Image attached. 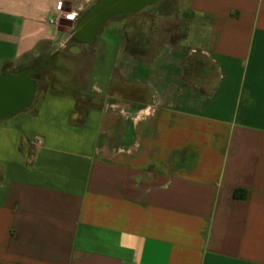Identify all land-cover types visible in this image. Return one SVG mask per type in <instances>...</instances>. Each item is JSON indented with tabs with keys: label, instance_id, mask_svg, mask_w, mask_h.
<instances>
[{
	"label": "crops",
	"instance_id": "0c3cea01",
	"mask_svg": "<svg viewBox=\"0 0 264 264\" xmlns=\"http://www.w3.org/2000/svg\"><path fill=\"white\" fill-rule=\"evenodd\" d=\"M98 1L0 0V78L45 55L76 91L23 71L0 118V264H264V0H155L74 38Z\"/></svg>",
	"mask_w": 264,
	"mask_h": 264
},
{
	"label": "water",
	"instance_id": "95a60500",
	"mask_svg": "<svg viewBox=\"0 0 264 264\" xmlns=\"http://www.w3.org/2000/svg\"><path fill=\"white\" fill-rule=\"evenodd\" d=\"M155 0H99L80 19L74 34L83 42H89L101 23L108 17L131 13ZM33 81L26 72L5 75L0 78V118L10 111L23 107L31 98Z\"/></svg>",
	"mask_w": 264,
	"mask_h": 264
},
{
	"label": "trees",
	"instance_id": "16d2710c",
	"mask_svg": "<svg viewBox=\"0 0 264 264\" xmlns=\"http://www.w3.org/2000/svg\"><path fill=\"white\" fill-rule=\"evenodd\" d=\"M157 4H159L157 2ZM118 17H125V15H121ZM50 63V60L45 56V55H41L39 57L36 58H32L30 59L26 64H21L18 65L12 72L10 75H15L18 74L20 72L26 71L27 74L31 77V79L33 81L39 79V77L41 75H43L44 73H46L49 69L48 64ZM6 74H3V76H5ZM8 75V74H7ZM52 89H54L55 91H58L60 93H70V94H75L76 91L72 88L63 86L61 84H55L54 82L52 83ZM77 107H79V109H81V106L78 105ZM235 197H239V193H234Z\"/></svg>",
	"mask_w": 264,
	"mask_h": 264
},
{
	"label": "rangeland",
	"instance_id": "374dc122",
	"mask_svg": "<svg viewBox=\"0 0 264 264\" xmlns=\"http://www.w3.org/2000/svg\"><path fill=\"white\" fill-rule=\"evenodd\" d=\"M42 80H43L42 77L38 79V87L39 88H50V87H52V82L53 81L50 82V80H49L48 83H42Z\"/></svg>",
	"mask_w": 264,
	"mask_h": 264
},
{
	"label": "built area",
	"instance_id": "2783aa9c",
	"mask_svg": "<svg viewBox=\"0 0 264 264\" xmlns=\"http://www.w3.org/2000/svg\"><path fill=\"white\" fill-rule=\"evenodd\" d=\"M67 17L72 19L74 16L73 15H67ZM50 21L52 22L53 20H50Z\"/></svg>",
	"mask_w": 264,
	"mask_h": 264
},
{
	"label": "flooded vegetation",
	"instance_id": "af4514ba",
	"mask_svg": "<svg viewBox=\"0 0 264 264\" xmlns=\"http://www.w3.org/2000/svg\"><path fill=\"white\" fill-rule=\"evenodd\" d=\"M121 15H123V14H121Z\"/></svg>",
	"mask_w": 264,
	"mask_h": 264
}]
</instances>
